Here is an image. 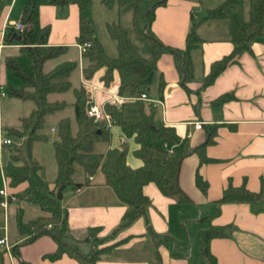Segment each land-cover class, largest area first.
I'll return each mask as SVG.
<instances>
[{"label":"crops","instance_id":"obj_1","mask_svg":"<svg viewBox=\"0 0 264 264\" xmlns=\"http://www.w3.org/2000/svg\"><path fill=\"white\" fill-rule=\"evenodd\" d=\"M29 2L31 0H24L16 8V0H7L0 7V93H3L0 95V187L6 182L8 192L21 191L27 183L8 187L1 167L5 156L1 142L5 137L3 126H19L22 117L19 113L13 114L12 106L22 100L7 93L9 84L5 66L8 58L16 56L20 45L5 43L4 36L6 30L12 27V22L20 21L24 7ZM209 7L203 6L202 0H167L166 4L156 7L151 28L162 43L184 48L186 35L192 27L201 42L191 51L193 73L186 86L175 66L173 55L165 52L157 61V77L141 92L150 99L160 101L149 105L157 109L158 116L165 124L174 127L181 141L187 139L191 146L204 140L206 126L217 125L215 142L205 149L206 155L212 160L200 164L199 156L194 152L182 160L179 183L191 202H177L162 194L153 182L144 184L142 190L150 199L146 213L119 230L115 229L126 206L116 197L112 188L103 182L100 173L91 176L88 183L66 187L61 200L68 212L69 236L66 240L84 254L91 253L95 248H103L97 264H264V197L255 202L217 201L229 182L234 186L244 185L254 192L262 188L264 28L259 36L249 42L250 50H243L236 61L229 63L211 84L204 87L203 80L211 64L230 53L235 46L228 33L227 19L221 21L217 18L207 23L201 21L211 9ZM199 13H203L200 21ZM36 17V29H48L46 44L75 47L81 57L76 42L79 20L76 4L60 7L51 4L50 0H41L37 3ZM123 26L131 30V15L130 23ZM131 35L133 47L144 49L135 43L138 39L132 31ZM65 60L71 59L59 60L53 66ZM81 63L82 60L79 61L77 79L78 83H85L81 75ZM101 72H97L95 82L88 86L92 102L102 103L111 94L119 95L117 74L110 87L103 88L97 82ZM159 74L166 82L162 92L158 90ZM92 86H96V89H92ZM225 93L230 94L228 99L215 102ZM94 94L96 98H93ZM197 121L201 122L200 128L194 125ZM50 130L55 131L56 126H51ZM110 131V143L103 150L128 145V163L132 167L140 166L142 161L133 153L138 144L125 137L116 125H112ZM8 138L14 141L13 137ZM120 138H125L123 144H120ZM197 169L208 181L205 194L195 185ZM54 177L55 174L51 179L45 178L50 187L54 186ZM35 206L21 199L8 203V247L7 244H0V264H21L11 251L15 243L20 244V256L29 264H79L67 254L56 259L48 258L46 255L56 249V242L50 235L22 243V238L15 232L14 215L21 210L25 219L35 218L42 213ZM29 210L34 214L26 218ZM0 211V237H3L5 231L1 207ZM212 225L227 226L226 235L206 238L205 231ZM153 232L168 236V241L156 247Z\"/></svg>","mask_w":264,"mask_h":264},{"label":"trees","instance_id":"obj_2","mask_svg":"<svg viewBox=\"0 0 264 264\" xmlns=\"http://www.w3.org/2000/svg\"><path fill=\"white\" fill-rule=\"evenodd\" d=\"M167 0H101L108 9H115L118 14L129 12L131 30L119 20L107 23V31L116 43V55H109L94 34V26L85 15L91 0H50L51 4L65 7L76 4L79 10L78 44L89 43L81 52V75L87 82H95L98 71L102 70L97 82L103 88H109L114 75L117 74V93L133 97L120 104L102 102L104 111L112 117V124L119 127L121 133L138 144L134 155L142 161L132 167L127 161L128 145L122 148L107 147L103 151L95 150L98 138L110 143L111 131L105 120H96L87 115L86 109L91 101V93L84 83L73 85L70 79L74 69L79 67L78 60L61 61L45 70L46 61L57 58L67 52L68 45L46 44L48 29L37 30V3L29 2L22 12L20 21L22 30L13 26L6 30L5 43L19 44V51L26 54L28 66L20 64L16 57L5 61L11 74L21 80L19 87L7 86V93L22 101H31L35 107L20 118L19 126H3L4 136L13 137L14 141L2 144L4 152L1 163L2 172L7 179L8 187L13 188L22 182L27 185L18 192H9L17 199L26 200L36 205L41 214L32 219H25L22 211L14 215L15 232L22 238V243L32 241L42 235H50L56 242V249L47 254L50 259L59 258L62 254L77 260L79 264H97L103 248H95L84 254L66 240L69 236L68 212L62 205L63 190L78 187L90 182L89 176L101 174L103 182L109 185L116 197L126 206V210L115 230L131 224L144 215L150 205L149 197L142 187L148 182L156 184L160 192L174 198L177 202H191V198L179 183V172L184 157L190 153L199 156V163L211 161L206 155V146L215 142L217 125L205 127V138L197 145L191 146L187 139L180 140L171 125L165 124L158 116L154 106L149 105L139 94L157 77V61L161 54L173 55L175 66L183 79V85L192 78L191 51L201 42L194 27L186 35L184 48L166 45L161 42L151 28L156 7L166 4ZM240 0H225L217 7L207 11L204 18H227L228 33L235 43L230 53L211 64L209 73L203 80V86L211 84L215 77L243 50H250L249 42L262 33L264 28V0H249V19L240 18L237 8ZM131 31L144 49H135L130 42ZM166 82L161 74L158 77V90L163 91ZM71 89L73 100H49L51 93H63ZM230 97L225 93L215 102ZM71 107L73 120L76 123L72 131V120L68 116L56 122L57 140L53 141V152L56 163L54 186L50 187L41 174V164L32 156V145L35 141H45L46 136L39 132L44 126L48 114ZM173 145L172 152L170 147ZM80 167L82 179L73 180L76 166ZM195 185L206 193L208 181L195 172ZM57 189V191H56ZM264 197V190L250 191L244 185L234 186L230 182L224 187L218 202H255ZM2 197L0 196V199ZM12 200L9 199L8 203ZM49 225V226H48ZM227 226L212 225L205 231L206 238L226 235ZM156 247L168 241V236L155 232ZM13 237V236H12ZM11 234L10 241L12 242ZM20 244L11 247L12 254L21 264H29L20 256ZM156 258L159 255L156 251Z\"/></svg>","mask_w":264,"mask_h":264},{"label":"rangeland","instance_id":"obj_3","mask_svg":"<svg viewBox=\"0 0 264 264\" xmlns=\"http://www.w3.org/2000/svg\"><path fill=\"white\" fill-rule=\"evenodd\" d=\"M7 0H0V7L6 2ZM35 1L36 3L41 2V0H31ZM24 0H16V8L23 4ZM203 6H210L209 8H215L217 7L223 0H202ZM248 5H249V0H240L237 12L245 22L248 21L249 19V14H248ZM15 8V10H16ZM201 14L199 13V21L201 20ZM85 15L87 16L88 19L91 20L93 26H94V34L95 36L101 41L103 44L105 51L111 55L114 56L116 55V43L115 41L110 38L108 31H107V23L112 22V21H120L123 25H128L130 23V14L129 12H126L125 14H119L116 12L115 9H108L106 8L102 3L101 0H91V4L85 11ZM205 15V14H204ZM219 19V18H218ZM221 21H225L227 18H220ZM214 19H209V18H204V20H201L202 22L206 21H212ZM207 23V22H206ZM203 27H206L204 25ZM209 32V31H207ZM130 38H133L131 35ZM135 43L137 45L140 44V42L137 40ZM16 58L20 62V64L24 67L28 66V58L25 53L20 52L17 50L16 52ZM62 59H74V60H81L80 55L78 54V51L75 47H69L66 54L62 55L58 58H53L44 64V69H49L50 67L53 66L54 63L58 62L59 60ZM7 69V82L10 86L13 87H19L21 85V80L14 76L13 74L10 73L9 69ZM78 68L74 69V71L71 73L70 79L72 81L73 85H77L78 83ZM72 92L71 89L67 90L66 92L63 93H51L48 95L49 100H54V99H66L71 102L72 100ZM96 98V94H94V97ZM9 99V98H6ZM8 103V102H7ZM15 106H12L13 114H17L20 116H26L32 108L35 107V104L31 101H20L17 102ZM8 106V105H6ZM6 110V109H5ZM17 115V116H18ZM63 116H68L72 120V131L75 132L76 130V123L73 120V114L70 106H67L64 110L57 111L51 114L46 115L45 117V122L44 126L42 129L39 130L40 133L44 134L46 136L45 141H35L33 142L32 145V156L39 160L41 164V170L40 174L41 176L45 178H50L55 174L56 171V163H55V158H54V152H53V141L57 140V133L55 131H51L50 127L51 126H56V122L59 118ZM13 117H15L13 115ZM106 142L103 141L102 139L98 138L95 143V150L96 151H103V149L106 146ZM100 175V174H99ZM82 177V173L80 170V167L77 165L75 172L72 175L73 180H79ZM102 177V176H101ZM1 186V185H0ZM35 209H38L37 206H35ZM34 214V213H33ZM33 214L31 211L26 212V218L32 217ZM2 224V213L0 211V225ZM184 236H182L183 238Z\"/></svg>","mask_w":264,"mask_h":264},{"label":"built area","instance_id":"obj_4","mask_svg":"<svg viewBox=\"0 0 264 264\" xmlns=\"http://www.w3.org/2000/svg\"><path fill=\"white\" fill-rule=\"evenodd\" d=\"M12 26L16 29V30H22L23 29V24L21 21H15L12 22ZM79 52L81 53L85 47L89 46V43H84V44H77ZM87 87L91 85V83L89 82H85L84 83ZM92 89H96V86H92ZM3 93H0V95H2ZM139 97L144 99L148 104H155V103H160L159 100H155V99H150L146 96V94L144 92H141L139 94ZM129 98H133V97H123L122 95H117V94H111L110 97L106 100L109 103H115V104H120L121 102H123L126 99ZM86 113L87 115L93 117L96 120H105L107 127H111L112 124V117L110 116V114L106 113L102 107V103H97V102H92L90 101L87 105V109H86ZM195 127L200 128L201 127V122L197 121L195 122ZM2 144L5 143H9L11 142V139L8 137H4L1 140ZM120 144H123L125 142V138H120ZM173 145L170 147V151L172 152L173 150ZM89 178H91V176H89ZM4 179H6L4 177ZM262 188L264 190V174L262 175ZM0 196L2 197L0 199V207L3 210V229L5 231L4 236L0 237V244H7L6 243V232H7V228H8V215H7V206H8V200L11 199L12 201L16 200L17 197L14 194H10L7 189H6V182L3 183L2 187H0ZM49 226V225H48ZM8 247V244H7Z\"/></svg>","mask_w":264,"mask_h":264},{"label":"water","instance_id":"obj_5","mask_svg":"<svg viewBox=\"0 0 264 264\" xmlns=\"http://www.w3.org/2000/svg\"><path fill=\"white\" fill-rule=\"evenodd\" d=\"M56 191H57V189H56Z\"/></svg>","mask_w":264,"mask_h":264}]
</instances>
